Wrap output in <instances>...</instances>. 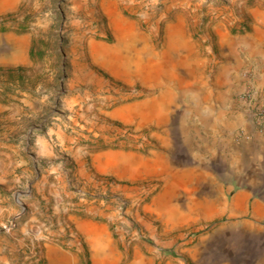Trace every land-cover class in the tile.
<instances>
[{"label": "rangeland", "instance_id": "374dc122", "mask_svg": "<svg viewBox=\"0 0 264 264\" xmlns=\"http://www.w3.org/2000/svg\"><path fill=\"white\" fill-rule=\"evenodd\" d=\"M253 12L264 0H0V264H90L69 220L82 215L75 179L89 187L80 199L107 225L119 264L137 255L191 264L182 251L218 221L193 219L200 213L185 203L206 196L205 168L228 178L205 156L264 130L242 99L250 91L264 108V33ZM92 45L108 52L92 56ZM156 60L172 76L143 83L138 67ZM146 100L155 116H115ZM38 139L53 156L37 155ZM106 151L140 163L99 172L105 154H95Z\"/></svg>", "mask_w": 264, "mask_h": 264}, {"label": "crops", "instance_id": "0c3cea01", "mask_svg": "<svg viewBox=\"0 0 264 264\" xmlns=\"http://www.w3.org/2000/svg\"><path fill=\"white\" fill-rule=\"evenodd\" d=\"M255 14L254 19L260 17L258 21L260 27L263 28L262 33H264V12H261V16L256 12ZM262 35L264 38V34ZM259 68L264 74V52L260 54ZM168 73L172 76L170 72ZM225 89L227 90V88ZM143 102L153 104L150 100ZM156 109L159 110V106H156ZM157 110L153 116L158 113ZM181 115L186 117V111L183 110ZM204 115L205 117L209 116L205 112ZM145 116L147 118V115ZM250 135L251 139L246 142L240 141L233 145L222 144V151L216 155V158L205 156L207 166L211 164L215 168L222 169L227 172L228 178L223 180V183L215 181L213 175L208 173L209 169L203 168L207 176L203 183V186L207 188L206 196L201 202L189 199L185 203L187 213L192 214L196 210L200 213L199 216L195 213L193 219H203L207 222L218 221L197 243L182 251V255L191 264H264V130ZM55 138L57 139V136ZM36 143L40 148L37 155L53 156L45 140L38 139ZM106 153L111 152H99L95 155ZM195 157L198 158V155L195 154ZM161 159L155 158V162L163 164V159ZM117 165L119 164L110 166L107 164V166L96 168V170L99 172L114 171ZM192 170L198 171L199 167L195 166ZM130 172L132 173L133 169H130ZM75 182L76 187L73 189L89 193L86 191L89 190V187L84 182L79 179H75ZM3 183L4 181L0 179V189L4 186ZM96 183L100 184L101 182ZM234 187L236 189L232 190ZM117 188L118 186L115 185L111 190L114 191ZM94 189L96 190V188ZM227 192H231V194L226 196ZM163 199L162 197L161 203L165 202ZM76 200L77 205L82 207L76 211L81 212L82 215L79 217L70 216L69 220L74 222L75 228L86 242L89 263L119 264L122 255L118 250L117 242L109 234L107 225L96 222L92 218L97 213V210H92L95 207L85 206L90 202L87 203L84 199ZM132 249L136 256L138 249L135 247ZM51 252L57 253L58 251L53 249ZM69 256L71 261L78 260L76 254L70 253ZM136 257L137 259L130 264L153 262V260L145 259L142 256L138 257L137 255Z\"/></svg>", "mask_w": 264, "mask_h": 264}, {"label": "bare ground", "instance_id": "6f19581e", "mask_svg": "<svg viewBox=\"0 0 264 264\" xmlns=\"http://www.w3.org/2000/svg\"><path fill=\"white\" fill-rule=\"evenodd\" d=\"M252 15L255 18L256 16L255 12H253ZM111 28L116 38L121 37L122 35L121 28L119 26L117 19L111 20ZM171 30L172 28H170V30L168 31V34H170ZM90 52H91L90 54L94 56L99 53L108 52V49L103 48L98 45H92ZM104 65L107 66V63H104ZM162 67H163L162 62L156 60V62L152 64H146L145 66L140 65V67H138L137 69L138 70L137 74L138 76H140V79L143 81V83L145 82V84L157 83L161 80V78L170 76L169 73H166V74L164 73L165 71L162 70L163 69ZM146 69H148V71ZM165 97H166L165 95H162L158 100H163ZM126 110H127L126 113H123V111L121 110L114 112L115 116L121 119H125L128 116L147 115L146 119H149L150 116L152 117L155 114L157 109H156V106L153 104L151 105V104H148V102H142V103H137L135 105L129 106L128 108H126ZM115 161H125V162L127 161L133 164L140 163V160H137V159L134 160V158H131V157L128 158V157H124L116 153H108L102 156L101 158L97 159L96 164L98 166H103V165L111 164ZM171 179H174L172 175H171Z\"/></svg>", "mask_w": 264, "mask_h": 264}, {"label": "built area", "instance_id": "2783aa9c", "mask_svg": "<svg viewBox=\"0 0 264 264\" xmlns=\"http://www.w3.org/2000/svg\"><path fill=\"white\" fill-rule=\"evenodd\" d=\"M254 94L250 91H246L243 95H242V99L243 101H245L246 103H248V105H252V110L255 112L254 113V117L255 118H261L264 116V108H263V104H260L258 102H253L254 101ZM251 103V104H250ZM76 194L80 197V198H87L90 197L91 195H88L87 193H84L81 190H76L75 191ZM114 200V199H113ZM120 203V201H119Z\"/></svg>", "mask_w": 264, "mask_h": 264}]
</instances>
